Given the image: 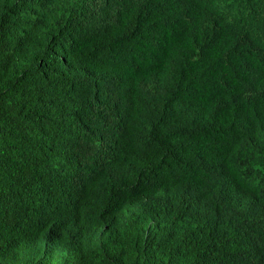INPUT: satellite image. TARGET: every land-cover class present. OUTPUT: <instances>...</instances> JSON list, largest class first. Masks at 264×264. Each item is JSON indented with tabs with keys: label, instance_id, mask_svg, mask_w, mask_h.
<instances>
[{
	"label": "trees",
	"instance_id": "1",
	"mask_svg": "<svg viewBox=\"0 0 264 264\" xmlns=\"http://www.w3.org/2000/svg\"><path fill=\"white\" fill-rule=\"evenodd\" d=\"M0 264H264V0H0Z\"/></svg>",
	"mask_w": 264,
	"mask_h": 264
}]
</instances>
